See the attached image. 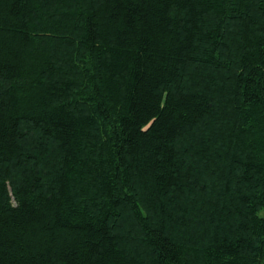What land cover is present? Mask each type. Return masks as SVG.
Returning a JSON list of instances; mask_svg holds the SVG:
<instances>
[{
  "label": "trees",
  "instance_id": "obj_1",
  "mask_svg": "<svg viewBox=\"0 0 264 264\" xmlns=\"http://www.w3.org/2000/svg\"><path fill=\"white\" fill-rule=\"evenodd\" d=\"M0 264H264V0H0Z\"/></svg>",
  "mask_w": 264,
  "mask_h": 264
}]
</instances>
